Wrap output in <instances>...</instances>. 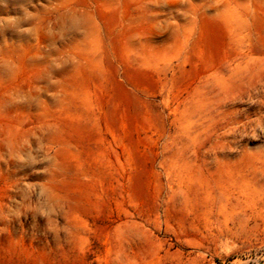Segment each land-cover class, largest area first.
Returning a JSON list of instances; mask_svg holds the SVG:
<instances>
[{"label": "rangeland", "instance_id": "1", "mask_svg": "<svg viewBox=\"0 0 264 264\" xmlns=\"http://www.w3.org/2000/svg\"><path fill=\"white\" fill-rule=\"evenodd\" d=\"M0 264H264V0H0Z\"/></svg>", "mask_w": 264, "mask_h": 264}]
</instances>
